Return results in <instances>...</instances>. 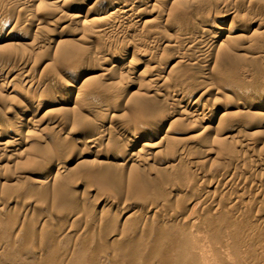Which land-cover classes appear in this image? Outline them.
Here are the masks:
<instances>
[{"label":"bare ground","instance_id":"6f19581e","mask_svg":"<svg viewBox=\"0 0 264 264\" xmlns=\"http://www.w3.org/2000/svg\"><path fill=\"white\" fill-rule=\"evenodd\" d=\"M215 1L0 0V99L11 102L0 115V264H264V234L254 228L264 214L247 216L218 202L226 194L233 205L246 206L249 183L254 200L264 198V68L255 67L264 59V0ZM216 6L229 22L210 16ZM242 8L251 14L247 19H240ZM18 29L33 39L18 43ZM68 37L85 45L65 47L60 63L52 49L74 41ZM246 75L252 77L244 82ZM183 125L192 133L174 145ZM68 145L75 151L57 157ZM252 149L260 157L245 168L242 159ZM171 152L184 161L170 166V173L184 172L193 186L207 179L202 165L214 158L228 172L189 195L182 182L172 183L180 180L172 173L165 195L130 211L120 198L100 219L127 230L116 232L128 239L110 236L121 255L73 260L75 249L54 256L42 248L27 251L28 241L54 239L40 226L60 218L40 213L39 201L49 195L57 202L65 197L76 207L72 216L85 218L84 227H69L64 236L88 243L92 218L86 205H97V196L88 189L79 203L66 179L127 171L137 192H145L140 171H154ZM5 160L37 167L7 175ZM182 190L187 196L178 195ZM168 197L180 198L182 208L169 206ZM104 201L112 207L111 198ZM10 203L20 212L6 213ZM220 206L227 212H209L211 218L199 221L197 212L217 214ZM214 219L218 230L210 227Z\"/></svg>","mask_w":264,"mask_h":264},{"label":"rangeland","instance_id":"374dc122","mask_svg":"<svg viewBox=\"0 0 264 264\" xmlns=\"http://www.w3.org/2000/svg\"><path fill=\"white\" fill-rule=\"evenodd\" d=\"M205 1L206 2H210V3L212 2V3L216 4L215 0H205ZM245 4L246 3L243 1V6L242 7L247 9ZM218 8H219L218 6H216L214 8L212 7V9L210 10L211 11L210 12L211 13L210 16L213 17V15L215 14L217 23L229 22L231 18L230 17L229 18H222V17H224L223 15H225V12H224L223 9H221V8L218 9ZM244 8H242V9L244 10ZM243 10L241 11L243 14L240 12L241 18H240L239 15H238V18L247 19L248 16L249 17L251 16L250 13L246 14L248 12V10L247 11L246 10L243 11ZM244 12H246L245 13L246 15L244 14ZM242 16L243 17L246 16V17L243 18ZM7 17H11V14H8ZM75 28L76 27H73L71 30H68V31L74 33V29ZM257 31L259 32V31H261V29H257ZM17 32H19L22 35L21 36L22 39L17 41L18 43L22 42L21 43L22 45L28 44L34 37L33 33L26 32L23 29H21V30L18 29ZM68 39L69 40L73 39L74 41L70 42V43H67L66 45L53 46L52 53L55 55L56 59L60 63H62L63 60L66 58V52H65L66 50H64L65 47H70L71 44L75 48L77 47V46H75L76 44L77 45H81V46L85 45V43H82L79 40H77L78 42L75 41V38H73V37H68ZM0 44H2V43H0ZM156 44H155V47H154L155 49L157 48ZM229 45H231V43H229ZM231 54H232L231 55L232 60L238 62L239 61L238 57H236L237 54L236 53L233 54V52ZM260 61L261 62H259V61L257 62V64H256L257 66L255 65V67L264 68V66H263L264 65L263 64L264 63V59H261ZM251 77H252V75L251 76L250 75H246L245 77H240V78L242 79V81L247 82V81H250ZM263 80H264V77H263ZM2 101L3 100L0 99V113H1L0 115L3 116L5 114V112L3 114H2V112H3L4 108H6L5 106H10L11 107V105H9V104H11V102H9L8 100L7 101L4 100L3 102ZM8 102H9V104H8ZM120 113H122V112L119 111V112H116L115 114L117 115V114H120ZM83 114L86 115V116H89L85 112H83ZM109 116L111 117V115L105 116V124L109 123V121L111 120V119H109L110 118ZM80 123H82V122H77V124H80ZM184 129H185V131H184ZM186 130H187V128H185V126L183 125V127H181V133L176 136L177 138L174 141V145L177 144L178 142H181L182 138H184V137H186V136H188L189 134L192 133V132L188 133V132H186ZM79 134H80V132H78V134H76L75 138L80 137ZM78 144H79L78 142H75V146L76 145L78 146V147H76L77 149L80 150V148H83V145H80V144L78 145ZM79 146H81V147L79 148ZM72 147L73 146L68 145L65 148L64 152L63 151L62 152H60V151L56 152V156L59 157V158H61L62 156L64 157L65 152L69 151ZM72 150L75 151V148L73 147ZM161 152H163V151H161ZM163 153H161V154H163ZM199 155L200 154L197 152V153H195L194 157H198ZM247 155L248 156L245 155L246 157H244V159L241 158L245 168H248V165L250 167V164H252V162H254V161H252L253 159H257V158L260 157V156H258L259 153L256 152V150L254 151L253 149L251 150V153H248ZM250 158L252 159L251 162L249 161ZM164 159H165V162L162 165L158 166V167H154V171L150 172L149 169H143L142 171H140V174H139L140 176H139L138 180L141 182L143 190H145V192H137L138 190L136 189V187L132 183L131 173H129L127 171H125V172H123L121 174L119 173V175H117V174L115 175L112 171H108L106 176H105V178H96V177L75 178V177H72V178L66 179L67 181L70 182L69 183L70 190L74 193V199L78 200L79 203H80L81 199L85 195H87L89 193L88 189H91L89 194H96V196H97L96 197V199L98 200L97 205L94 206V205H92V204L90 205L88 203L89 205L88 204L86 205L87 209L85 208L86 211L87 210L89 211V214L91 215V218H92V219L88 220L89 222L87 221V223H89V226H90V232L88 231L87 237H85L86 238L85 241L88 242V243L86 244V243H84V241L82 243L81 240H76L75 241L73 237H72L73 239L71 237L69 238V236L66 235V234L64 236V234L62 232L65 231L66 229H69V227H70L71 230H73V229L74 230H79V228L83 226V223H84L83 221H84L85 218H83V216H80V215L76 216V214H74L72 216V213H74V209L76 207H74V204L69 202L65 197H63L61 200H59L57 202L56 200L53 201L51 199V195H49L45 200L39 201V202L42 203L41 207H39L40 210H41L40 213H41V215H45V213H46V215L49 214L53 218H54V215L57 214L60 218L57 219V220L56 219H51L47 223H41L40 226L42 227V232H45L46 234L48 233V234L54 235V239L51 240L48 244H43V243H41L40 241H37V240L28 241V242H26L27 246L29 247L28 248L29 250H27V251L28 252L36 251L37 248L38 249L42 248L43 252L46 255L54 256V254H61L63 251L65 252V250L66 251H69V250L73 251L75 249L73 251V255H74L73 260L76 259L77 256L80 257L82 255L83 256L96 257V258H98V257H103L104 258V256L106 257V256H110L112 254L113 255L114 254L121 255L122 252H120L119 247H116V243L112 242V239H111L110 236H115V235L116 236H121V237L123 236V238H127L128 239L130 237L128 234H122V235L119 234V233L127 232V230L126 231H122V225H119L120 227H115V226H113L110 223H106L105 219H102V220L100 219V215L104 211H106L108 209H111V208H115V206L117 205V202H118V200L120 198L127 199V201H128V209L130 208L129 209V211H130L131 208H133L137 203H142L143 205L144 204L146 205L147 201L156 199L155 196L156 197H161V196L165 195V194H161L162 193V188L168 187L169 184L171 183L170 182L171 179L173 180L172 183L175 182L176 185H180V182H182L181 185H183L186 188V190H185L186 192L184 190H182L180 193H178V195L182 194V195L187 196V195L190 194V192H196L197 193L198 189H201V188L204 189L206 187V185H207L206 184L207 181L212 180V178L215 179L217 176H220V177L222 176V178H223V176H225L227 174V172H228V171L225 172V169H223V166H224V164L222 165V163H223L222 161L223 160H221L219 158H214L209 163H206V164L202 165V169H204V171L206 172L205 179L206 178L207 179L204 180L203 182H201V183H205L206 185L205 184H201V183H200V185H202V186L205 185V187L203 186L204 187L203 188L200 185L193 186L194 185L193 182H191V180L187 179V176H186V174L184 172H180V173L179 172H175L176 174L174 172L170 173L169 167L172 166V165H176V166L182 165L184 159L181 158L179 160L177 158V156L175 155V153H173V152L169 153L168 155L166 154L164 156ZM38 160H40V157H38ZM5 161L2 162L1 166L5 167V169H6L5 171H6L7 175H9L12 172H16V171H19V170H22V169H24L25 171H29V170H33V169H35L37 167V166L36 167L33 166L32 163L28 164V165L24 164L25 166H23L22 164L24 162L23 163L20 162L17 165H14L13 162H10V161H6L5 162ZM35 163L37 164L38 161L35 162ZM152 173H154V174H152ZM172 173L174 174L173 177H175V176L177 177L178 176V177H180V180L176 179V178H174V179L171 178L172 175H173ZM155 174L158 176V178H157V176L154 177ZM214 176H215V178H214ZM188 181H190L191 184ZM9 182H10V184L11 183H15V184L18 183L19 185L21 183L20 180H11ZM178 182H179V184H177ZM263 182L264 181H262V183H261V187H260L261 190H262V188L264 186ZM250 187H251V189H250ZM245 189H244L245 192L249 190L248 194H247V192L245 193V194H247V196L244 195L245 196V201L247 202L248 206L247 205L246 206L238 205L237 203H234L235 205H233L232 202H231L232 203L231 204L229 202L230 200L227 201V199H226L227 195L226 194H223L225 197L222 196V195H219V197H218L219 201L218 202L221 201L220 203L221 204L223 203L222 205L225 206V204H226V206L230 207V209L231 208H233V209L241 208V209H243V211L245 212L246 215L248 214L247 216H250L251 214L252 215L256 214L259 217H261V215L264 214L263 213V211H264V201H263V199L264 198L261 199L262 196L259 194L255 198H256L257 201L262 200V202L257 203V201L254 200V198L252 197L253 196L252 193H249L252 190V186H251L250 183L248 185H245ZM184 192L187 193V195ZM31 194H34V192H32ZM107 196L109 198H111V200H113L112 207H110V205L108 203H106V201H104V198L107 197ZM223 197L225 198L224 201L221 200V198L223 199ZM27 198H31V196L28 195ZM258 198H259V200H258ZM179 199L180 198H177V200H175V199L172 200V199H169V197H168L167 204L169 206H171L173 209L175 208V209L179 210V208H180L179 206H181L179 204V203H181V202H179ZM221 206H220V208H218L220 210H218V209L216 210L218 212V213L216 212L217 214H215V211L211 212L209 208H207V210L204 209L205 210V211L203 210L204 212L203 211H201L199 213L197 212V214H199V215L201 214L200 216L197 215L198 219L199 218H203V219H207L208 220L213 215L214 216H216V215L220 216V215H222V213H226L227 209L223 208ZM7 207L5 209L6 213L10 214V213H14V212H16V213L20 212V210H18L19 209L18 205L14 204V203H10ZM181 208H182V206H181ZM120 209L121 208H119V210ZM134 211H136V209H134ZM209 212L212 213L211 214L212 216H210ZM67 214H69V218H70V214H71V218L69 220L66 219V215ZM85 216L88 217V215H85ZM218 216H216V217H218ZM61 217H62V219H61ZM73 219H74V223L72 221ZM253 219H254V217H253ZM91 220L93 222H96V225L93 224V223H92L93 224L92 225L91 224ZM200 220L201 219H199V221ZM218 223H219V226H218ZM259 223H258V221H256V223L254 222V228H256L257 231L259 230L258 232H260V233L262 231V233L264 234V222L260 221ZM216 224H217L218 227L216 226ZM220 226H221V224H220L219 220H215L214 219V221H212V223H210V227L212 229L214 228L215 230H218L220 228ZM144 227H146V230H141L140 231V229H139L138 230L139 234L140 233H144L145 231H148V229H147L148 226L146 225ZM187 227L189 228L190 226H187ZM118 228H119V230L121 229L120 232H119V230H116ZM116 231L119 232V233H117Z\"/></svg>","mask_w":264,"mask_h":264}]
</instances>
